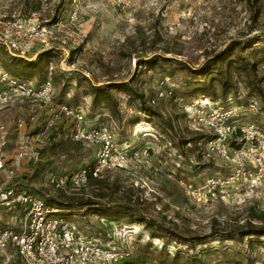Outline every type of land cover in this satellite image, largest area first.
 <instances>
[{
  "label": "rangeland",
  "instance_id": "1",
  "mask_svg": "<svg viewBox=\"0 0 264 264\" xmlns=\"http://www.w3.org/2000/svg\"><path fill=\"white\" fill-rule=\"evenodd\" d=\"M250 3L0 0V13L8 18L29 17L55 29L54 40L34 45L21 55L34 59L39 52L50 49L52 57L35 70H24L18 78L33 86L48 83L53 88L54 101L80 110L87 125L105 124L116 147L139 154V161L133 166L105 171L100 178L104 182L97 186L87 183L80 189L62 190L53 183L55 178L74 173L93 161L97 150L96 146L73 141L68 134L70 120L61 118L50 123L45 134H41L46 142L36 149L37 160L25 164L20 171L13 169L10 184L44 201L57 202L76 195L97 202L82 209L61 210L59 216L73 221L81 233L127 250L128 256L117 264H171L176 250V264H188L193 257L195 264H264V236H238L248 222L259 225L255 216L264 218V185L250 187L240 181L224 188L223 193L210 194L200 189L195 195L187 194L182 187L180 182L198 188L204 178H221L228 168L216 155L206 156L200 140L192 152H189L191 142L181 143L182 139L205 134L193 130V120L184 111L194 97L202 96L184 93L185 73L172 63L160 62L163 56L195 66L229 42L244 38L257 39L244 52L258 59L262 55L260 47L264 48V0ZM152 55L158 58L154 69L136 66V59ZM7 56L0 46V70L10 74L3 66ZM259 69L264 73V59ZM126 79L132 80L136 92L147 102L160 85L171 88L174 96L153 104L151 108L158 116L150 117L138 112L136 100H130L121 91H113L116 111L91 106L85 93L88 83ZM233 79L236 82L233 91L239 97L232 101H242L247 97L243 79L240 76ZM213 99L223 102L217 89ZM28 104L27 107L25 103H14L0 110V122L7 123L6 134L10 132L9 137L17 144L19 128L23 131L20 134L29 137L41 132L45 125L46 114L33 121L28 118L34 114ZM247 119L262 122L264 116L250 115ZM144 158L148 160L146 163ZM108 205L113 210L140 214L152 222L146 226L132 215L120 216L109 210L103 213L100 209Z\"/></svg>",
  "mask_w": 264,
  "mask_h": 264
},
{
  "label": "built area",
  "instance_id": "2",
  "mask_svg": "<svg viewBox=\"0 0 264 264\" xmlns=\"http://www.w3.org/2000/svg\"><path fill=\"white\" fill-rule=\"evenodd\" d=\"M54 33L53 26L46 22L39 23L29 17L8 18L0 13V46L9 55L21 56L34 45L46 44L55 39ZM234 96L239 97V93L235 92ZM165 97H172V90L160 85L148 102L153 105ZM14 103L45 107L48 113L41 132L29 139L25 136L18 139L15 162L37 160V150L46 142L41 134H45L44 130L50 123L61 118L70 120L68 134L73 141L96 146V157L90 166H81L74 173L55 178L53 183L62 190L80 189L88 178H100L107 170L127 168L139 161L137 151L116 147L105 124L87 125L80 110L54 101L53 88L48 83L33 86L0 70V110ZM189 108L184 111H188L193 120V130L211 135L204 144L206 156L216 155L228 170L221 178H204L198 188L180 182L185 192L195 195L197 190L206 189L210 194L215 191L223 193L224 188L240 181L250 187H262L264 121L247 119L250 115L264 116L260 99L250 97L233 102L228 97L227 102L221 104L209 101L207 97H194ZM28 118L35 120L32 115ZM5 139L3 126L0 125V169L9 183L8 186L0 183V208L20 207L21 213L15 218L17 226L0 221V250L13 247L22 264H117L128 256L127 250L113 247L99 237L81 233L73 221L59 216L56 206L48 205L39 196L10 184L13 169L3 167ZM147 161L144 158L143 162Z\"/></svg>",
  "mask_w": 264,
  "mask_h": 264
},
{
  "label": "trees",
  "instance_id": "3",
  "mask_svg": "<svg viewBox=\"0 0 264 264\" xmlns=\"http://www.w3.org/2000/svg\"><path fill=\"white\" fill-rule=\"evenodd\" d=\"M246 1L249 3L253 2V0ZM257 42V39L251 38H244L240 41H231L226 44L223 49L209 55L195 66H190L184 60L163 56H160V62L164 64L172 63L175 69H179L185 73L187 82L184 87V93L191 97L199 95L202 97H209L210 100L214 101L215 99H213V97H215V89H217L219 91V96L223 97V104L227 102L228 97L234 99L235 96L233 90L236 89V82L233 78L234 76H240L241 79H243L247 90V97H245L243 100L250 97H256L255 95H258L259 97L256 98L260 99L262 109H264V73H261L259 69V63L264 59V48L260 47L262 55L258 59L244 52L246 48H252ZM7 57L8 59L5 61V65H3L4 68L7 69V71H9L12 76L18 78V76H22L24 70H35L38 65L47 62V60L52 57V52L50 49H44L43 51L36 54L34 59H24L21 56H15L11 54ZM157 61V56L152 55L147 58L136 59L135 64L136 66H141L142 68L149 70L154 69ZM131 81V79H126L110 80L100 84L88 83L85 93L90 97L91 106H103L111 112L116 111L117 109V100L114 98L113 91H121L126 94L130 100H136V110L142 115H145L146 117L158 116V113L153 108H151L153 105L149 104V102H147L139 93L136 92ZM230 91H233V94H231V96H226V94ZM173 96L174 95L172 93V97ZM210 138L211 135L205 133L201 135H195L190 139H182L181 143L191 142L192 146L189 148V152H192L194 150L193 148L195 147V144L199 142L198 140H200L204 145ZM75 142L80 143V141ZM93 162L94 160L83 166H90ZM100 178H88L86 184L89 183L90 185L97 186V184L104 182ZM45 203L56 206L59 211L64 209L70 210L73 208L82 209L89 204H97V202H91L89 200L82 199V197H77L76 195L67 196L64 198V200L57 202H50L47 200ZM115 207L123 210L127 208L126 205H115ZM113 208L114 207H110L108 205V208H101L100 210L103 213H106L108 210L116 212L117 214L119 213L118 215L120 216L124 215L130 217L132 215L146 226L152 222L150 218L145 219L140 214H129L125 210L119 211L117 209L113 210ZM255 218L260 221L259 225L248 222L247 225L243 227L244 230L238 231L239 238H243V236L247 235H253L254 237L264 236V218L260 216H255ZM177 252V250L174 252L170 261L171 264H176L174 261ZM193 259H196V257L189 259L187 263L195 264Z\"/></svg>",
  "mask_w": 264,
  "mask_h": 264
},
{
  "label": "crops",
  "instance_id": "4",
  "mask_svg": "<svg viewBox=\"0 0 264 264\" xmlns=\"http://www.w3.org/2000/svg\"><path fill=\"white\" fill-rule=\"evenodd\" d=\"M27 104V107H28V103H25ZM32 105V104H31ZM30 105V106H31ZM32 111L34 112V114H29V115H32V117H34L36 119V117L38 118H41L46 114L48 116V113L44 108H39L37 106H34L32 105ZM47 119V117L45 118ZM34 120V119H33ZM32 120V121H33ZM59 122V121H58ZM56 122V123H58ZM0 125L3 126V129H4V132H5V136L7 137L5 139V144L4 146L2 147V152H3V155H4V159H3V167L4 168H11V169H14L15 171H20L25 164L27 163H31L32 160L30 159L28 161V159H23L19 162H15V149H16V146H17V141L15 140L14 142H12V139L10 136V134H6V128H7V123L5 124H2L0 122ZM63 129V127H62ZM62 129L59 130L60 133H62ZM69 131V130H68ZM19 132L20 133H23V131H20V128H19ZM17 133L18 136H17V140L22 137V136H25L27 139L29 138H32L33 135H28L27 134H20V133ZM34 161V160H33ZM18 174V173H17ZM16 174V175H17ZM27 173H25L26 175ZM19 176H22L24 174H18ZM13 178V177H12ZM13 180V179H12ZM0 183L2 185H5V186H8L9 183H8V180L5 178V175H4V171L0 169ZM18 188V187H17ZM21 189V188H19ZM23 191H26L24 189H21ZM21 213V208L20 207H15L14 209H7L6 207H1L0 208V221L1 223L5 224V223H9V224H14V225H18V221L16 222L15 221V218L18 217V215ZM0 264H22L21 263V260L19 259L16 251H14L13 247L11 246H7L5 247L4 249L0 250Z\"/></svg>",
  "mask_w": 264,
  "mask_h": 264
}]
</instances>
